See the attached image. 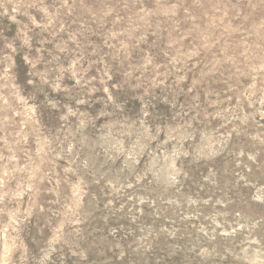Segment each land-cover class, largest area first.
<instances>
[{"label": "rangeland", "instance_id": "obj_1", "mask_svg": "<svg viewBox=\"0 0 264 264\" xmlns=\"http://www.w3.org/2000/svg\"><path fill=\"white\" fill-rule=\"evenodd\" d=\"M0 264H264V0H0Z\"/></svg>", "mask_w": 264, "mask_h": 264}]
</instances>
